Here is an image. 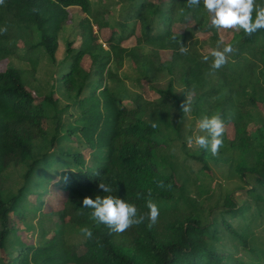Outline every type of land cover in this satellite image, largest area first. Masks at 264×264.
<instances>
[{
	"label": "trees",
	"instance_id": "obj_1",
	"mask_svg": "<svg viewBox=\"0 0 264 264\" xmlns=\"http://www.w3.org/2000/svg\"><path fill=\"white\" fill-rule=\"evenodd\" d=\"M256 4H264V0H256ZM71 8L81 9L86 17L78 26L80 45L76 48L71 42L66 47L67 67L59 83L66 94H77L79 116L75 121L79 127L70 131L81 136L92 150V166L83 165L81 151L34 158L48 141V110L56 105V98L54 91L44 97L33 95L28 85L36 81L44 55L57 62ZM151 11L153 16L149 15ZM97 12L90 0H5L0 5V29L6 28L0 31V65L13 57L19 63V67L0 72V250L5 249L14 230L8 223L17 212L25 215L22 203L28 197L25 189L10 199L5 197L7 170L29 165L25 179L30 182L40 168L47 171L57 166L61 177L58 186L68 195L65 206L69 222L80 230L90 228L94 238L89 240L81 233L79 242L84 251L77 253L63 236L56 234L43 245L20 249L14 264H264V253L258 263H247L222 246L224 232L238 240L245 251L260 255L251 248L248 231L260 217L264 218V132L253 138L248 124L253 119L249 105L264 106V29L247 35L237 28L232 39L220 47L223 50L231 44L236 51L213 73L211 53L202 52L196 37L201 32L211 33L212 49L222 37L220 30L211 26L203 0L192 7L187 0H131L126 14L113 29L108 48L94 32V24L101 23ZM252 16L254 21L255 10ZM191 20L194 28L174 30L176 23ZM172 35L188 48L186 55L179 52V44L170 40ZM132 38L136 39L135 44L127 46ZM20 43L23 49L15 50ZM162 51L172 52L170 62L162 61ZM205 55L209 56L208 61H204ZM86 57L91 60L88 70L82 65ZM128 64L156 96L149 99L142 94H129L123 76ZM172 71L180 74L186 88L198 93L191 102L192 113L221 115L225 125L235 127L234 138L229 139L224 132L223 143L241 156L236 171L244 187L226 195L220 206L209 209L207 224L194 212L181 209L183 187L175 174L164 173L156 161L157 151L164 146L159 135L174 126L169 99L184 113L182 101L174 92ZM167 75L169 85L160 90L157 86ZM86 90L88 93L83 96ZM56 140L51 139L52 146ZM210 158L203 148L190 156L202 171H208ZM38 176L36 182L40 186L43 172ZM102 180L111 187L110 193L98 187ZM161 181L163 188L158 186ZM149 191L152 200L163 208L151 228L145 220L123 233L112 232L93 220V209L84 208L82 203L86 196H119L135 204L142 215L149 211ZM231 220L242 226H235Z\"/></svg>",
	"mask_w": 264,
	"mask_h": 264
},
{
	"label": "rangeland",
	"instance_id": "obj_2",
	"mask_svg": "<svg viewBox=\"0 0 264 264\" xmlns=\"http://www.w3.org/2000/svg\"><path fill=\"white\" fill-rule=\"evenodd\" d=\"M151 1L159 3L165 0ZM90 3L92 8L98 11L96 14L101 20L100 24H94V32L100 43L104 44L105 48H108L107 42L111 38L113 29L126 14L131 0H90ZM100 5L104 6V8H101ZM69 12L70 21L61 36L57 62L53 63L44 55L36 75V81L28 85V90L33 95L44 97L54 91L56 98V105L48 110V119L46 121L48 141L41 150L35 152L34 158L35 160H41L45 155L55 158L62 153L81 151L84 156L83 165L92 166L95 160L92 150L87 147L81 136H77L76 133L73 134L70 131L79 127V123L75 121V117L79 116L77 94H66L63 85L59 83L67 67L65 62L67 57L66 47L72 42L74 47L78 48L81 42L78 37V26L80 21L86 17L79 8H71ZM149 15L153 16L154 11H151ZM208 15L210 16L209 13ZM173 27L176 32H183L188 27L194 28L195 22L191 20L183 24L176 23ZM220 32L224 42H229L235 32H237V28L220 29ZM135 40V38H132L126 45L135 44ZM196 40L200 43L202 52L211 53L214 50L210 46L212 42L211 33L201 32L197 35ZM14 49L22 50V44L16 45ZM160 55L163 62H170L173 56L171 51H162ZM82 65L88 70L91 66L90 58L86 57ZM8 67H19L16 58L13 57L4 61L0 65V72H4ZM123 76L126 79L124 87L130 95L142 94L149 99L156 96L148 90L145 83L138 80V73L131 64L127 65ZM172 77L175 78L174 92L177 98L183 102L190 94L191 102H193L198 93L184 86L178 72L172 71ZM169 82L170 76L167 75L159 82L157 88L165 90ZM87 93L88 91L86 90L83 96L87 95ZM169 101L172 105L174 126L170 129H163L159 135L164 146L157 151L156 161L164 173L175 174L183 187V193L180 196L181 209L194 212L199 216L203 224H207L210 220L209 209L220 206L226 195H233L244 187L242 179L236 171L241 156L237 151L223 143L217 155H213L210 149L208 150V154L211 156L208 163L209 168L208 171H202L201 165L190 159V156L202 149L195 144L194 136L207 135L206 132L198 128V121L203 116L197 112L182 113L173 100L169 99ZM249 108L253 113V119L248 124V133L254 138L264 132V106L252 107L249 105ZM69 131L70 135H68ZM225 133L232 140L235 136L234 125H225ZM190 137L193 138L191 145L188 144V138ZM53 138L57 139L54 146L51 144V139ZM100 158L103 162L105 161L103 156ZM52 161L53 159L50 160V163ZM28 166H12L6 173L5 197L10 199L16 196L21 189H25L28 197L22 203L25 215L19 216L20 212H17L8 223L14 227V230L7 240L5 249L0 250V264H14V258L20 249L27 245H43L56 234L63 236L65 241L78 251L77 253H82L84 249L79 242V236L82 232L77 226L69 222L70 214L65 206L68 195L62 192L58 186L61 178L59 175L60 170L57 166H52L47 171L44 169L42 171L40 168L29 182L25 179ZM42 172L44 177H41L42 180L40 179L41 184L39 186L36 181L39 177L38 174ZM155 203L158 205L159 211H161L163 208H161L160 203ZM232 222H234L235 226H242L240 222ZM1 228L2 222L0 220ZM248 237L250 238L251 248L258 251L260 255L245 251L238 240L227 236L224 232L222 233V246L226 247L239 260L247 263H258L261 254L264 253L263 217H260L251 227L248 231Z\"/></svg>",
	"mask_w": 264,
	"mask_h": 264
},
{
	"label": "clouds",
	"instance_id": "obj_3",
	"mask_svg": "<svg viewBox=\"0 0 264 264\" xmlns=\"http://www.w3.org/2000/svg\"><path fill=\"white\" fill-rule=\"evenodd\" d=\"M5 0H0V5H3ZM200 0H187L189 7L198 6ZM204 8L211 16V26L220 29H234L239 28L247 35H252L259 29H264V4H256V0H203ZM255 10L256 16L253 21L252 13ZM35 11V9H34ZM0 31H6L0 29ZM170 40L179 44V52L182 55L188 53V48L184 46L181 40H178L176 35H172ZM224 44L223 38L217 42L216 49L211 52L212 63L211 69L213 73L219 70L227 63V56L236 51L231 45H225L223 50H220L221 45ZM204 61L209 60V56L203 57ZM182 111L187 114L191 112V95L180 105ZM157 125H152L155 128ZM198 128L206 132L207 135L194 136L195 144L199 147L211 151L213 155L219 153V149L223 144V134L225 132V120L221 115H204L198 121ZM193 143V138H188V144ZM159 187H165L164 183L159 182ZM98 187L106 193L112 191L111 187L103 180L99 183ZM84 208H91V218L98 224H104L115 233H123L129 227L140 225L148 221V228L153 227L159 217L158 205L151 198V191H149L146 206L148 212L145 214H138V209L135 204H130L119 196L107 195L101 197L96 196L92 199L89 196L84 197ZM81 232L83 235L91 240L94 238L93 232L88 227H82Z\"/></svg>",
	"mask_w": 264,
	"mask_h": 264
},
{
	"label": "crops",
	"instance_id": "obj_4",
	"mask_svg": "<svg viewBox=\"0 0 264 264\" xmlns=\"http://www.w3.org/2000/svg\"><path fill=\"white\" fill-rule=\"evenodd\" d=\"M60 44H61V42H60ZM60 44H59V48H60ZM59 51V50H58ZM57 55H58V52H57Z\"/></svg>",
	"mask_w": 264,
	"mask_h": 264
}]
</instances>
